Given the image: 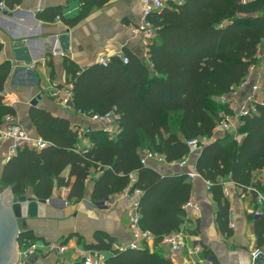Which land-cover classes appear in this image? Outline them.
Listing matches in <instances>:
<instances>
[{"label": "trees", "instance_id": "obj_1", "mask_svg": "<svg viewBox=\"0 0 264 264\" xmlns=\"http://www.w3.org/2000/svg\"><path fill=\"white\" fill-rule=\"evenodd\" d=\"M79 1L81 14L75 20H64L68 25L111 0ZM20 4L21 0H5L11 10ZM61 12L60 8L47 9L37 19L54 22L57 17L62 19ZM152 22L156 35L148 46V59L125 49L127 63L120 56L87 69L70 59L63 62L66 85L73 88L77 110L87 115L114 111L119 116L114 138L103 132L90 133L93 148L86 151L81 148L79 132L67 118L30 108V122L48 145L41 152L21 150L9 159L0 175L1 189H11L14 196L32 191L35 198L47 201L56 187L67 188L69 200L82 201L91 171L100 173L93 180V203L128 188L132 193L140 191V227L155 237L156 247L166 236L180 232L187 222L183 206L191 199L193 184L184 173L163 174L142 165V150L158 152L168 164H174L188 157L189 141L207 139L210 141L195 157V170L210 183L209 192L218 205L216 223L221 233L230 237L234 232L229 228L230 202L224 194V182L251 190L255 200L258 193L264 196V188L253 182V173L264 171V102L256 104V115L240 120L243 138L237 141L231 134L220 133L219 139L214 135L221 114L228 112L218 99L231 94L246 80L250 69L261 63L257 55L264 42V0H183L155 14ZM2 51L0 43V56ZM11 73L12 65L0 61V125L6 116L18 114L4 103L3 92ZM170 117L177 123L168 122ZM68 168L70 173L65 177ZM257 209L261 215L253 219L262 246L264 204ZM35 241L34 234L25 230L18 243L23 247ZM116 242L101 234L87 249L107 253ZM201 258L216 263L208 249ZM105 261L173 264L159 250L148 249H117Z\"/></svg>", "mask_w": 264, "mask_h": 264}, {"label": "crops", "instance_id": "obj_2", "mask_svg": "<svg viewBox=\"0 0 264 264\" xmlns=\"http://www.w3.org/2000/svg\"><path fill=\"white\" fill-rule=\"evenodd\" d=\"M164 1L166 6L179 3V0ZM59 8L62 9V19L57 18L61 21L57 18L54 22L37 19L39 13ZM6 9L8 12L0 22V43L3 45L0 61L12 65V73L3 94L4 103L14 107L18 113L15 117L16 122L34 135H38L30 122L29 112L30 103L41 96L38 108L46 109L55 116L67 118L80 134L82 149L88 151L93 148V134L103 132L114 138L118 133L117 124L88 123L73 112L65 111L59 103L50 99L48 90L53 81L60 84L68 82L63 65L65 58L75 61L82 69L101 64L102 58L111 60L113 57L122 56L125 49L148 59L149 45L143 37L135 36L131 32L141 19V0H111L101 8L94 7L85 18L73 25H68L64 20L72 21L80 16L82 5L79 0H21L20 6L12 10L7 7ZM17 41L27 42L32 60L37 65L27 67L15 61L13 43ZM261 48L264 52V42ZM259 62L263 63L262 60ZM260 64L254 70L255 73H250L248 79L251 83H255L264 71V66ZM239 90L240 88H235L227 98L230 101L239 98L242 100L245 92L240 94ZM221 99H218L219 104ZM145 150L148 149H143L142 152L145 153ZM7 154L8 145L0 147V175L3 166L9 160ZM195 161L196 158L192 160L191 167L195 166ZM150 167L163 174L180 172L160 162H154ZM69 173L68 168L63 176L68 177ZM133 175L135 178L136 175ZM99 176L100 173L91 171L86 182V195L82 201L69 200L67 188L56 187L53 196L46 203L35 198L32 191L28 192L26 196L35 199V202L32 201L35 204L31 205L32 203L28 202L23 205V216L19 224L21 228L24 223L27 224L26 230L36 237L34 243L39 246V250L24 260L23 264L81 263V255L93 251L87 247L95 243L96 237L101 234H107L117 240L110 252L101 253L105 259L114 254L119 244L133 241L128 229L127 214L132 204L139 202L142 193L135 195L128 188L113 195L114 207L110 211H103L96 208L92 199L93 180ZM253 182L264 188V171L254 172ZM191 183L193 192L190 200L195 201L200 210L188 217L187 222L181 227L180 232L188 243L187 248L171 255L169 248L161 249L155 247L151 241H141L140 249H148L150 252L159 250L173 264H209L201 258L204 249L212 252L215 264H253L252 254L257 250L264 254V244L259 246L256 236L253 218L258 205L252 191L239 189L230 181L224 182V194L230 202L229 228L234 232L232 236L227 237L221 233L216 223L218 205L206 190L204 182L196 180ZM4 191L1 189V192ZM51 246L57 249L51 250ZM197 246L201 251L191 254ZM22 249L23 247L18 244V256ZM258 264H264V260Z\"/></svg>", "mask_w": 264, "mask_h": 264}, {"label": "built area", "instance_id": "obj_3", "mask_svg": "<svg viewBox=\"0 0 264 264\" xmlns=\"http://www.w3.org/2000/svg\"><path fill=\"white\" fill-rule=\"evenodd\" d=\"M183 0H179L178 4H181ZM142 12L141 19L137 26L133 27L131 32L135 36L143 37V39L149 45L152 42V39L156 35V28L152 22V17L160 13L166 6L164 0H141ZM58 21H61L60 18H57ZM123 62L127 63V59L122 56ZM257 60H264V52L260 47V50L257 55ZM110 62V59L102 58L100 60L101 64H107ZM257 65H254L250 69V73H255ZM250 73L246 80L238 87L241 92H245L242 100L241 98L230 101L227 97H222L221 104L228 107V112H223L221 114L220 120L218 121L215 129L214 135L216 138H220V133L231 134L235 137V140L240 141L243 138V135L239 134V122L242 119L247 117H252L257 114L256 104L259 103L258 94L264 87V71L261 72L259 79L255 83H251L248 79ZM73 88L71 85L60 84L57 81H53L50 84L48 90V95L51 99L59 103L62 108L67 112H73L78 117L82 118L88 123H105L107 125H115L119 120V116L114 112L110 111L104 115L100 114H84L80 110H77L74 106L73 98ZM210 140L207 139H193L188 142L189 155L187 158L176 162L174 164H168L164 155L153 152L146 151L141 157V164L144 166H151L154 162H160L167 165L170 168H174L186 174L187 179L190 182H195L196 180H202L201 177L196 173L195 166L191 167L192 160L200 154L201 149L206 145ZM8 145V158L11 159L18 155L21 150L29 149L32 151L41 152L44 150L48 143L39 135H34L31 131L25 128L23 125L16 122L15 117L6 116L0 125V147ZM192 168V169H191ZM206 190H210V183L205 182ZM140 191H135V195H140ZM256 204L261 206L264 204V196L260 193L257 194ZM114 197L113 195H108L104 199L94 202L93 204L96 208H99L103 211H110L114 207ZM187 218L191 217L195 212L200 210V206L193 200H190L183 206ZM261 215L259 209H256L254 216L258 217ZM128 218V229L130 230L133 241L127 244H119L118 249L124 251L127 249H140L139 243L141 241H151L154 243L155 237L149 233L145 232L140 227L141 215L138 210V202H134L130 207V210L127 214ZM233 227V226H232ZM188 243L185 240L184 235L181 232L173 233L166 236L159 244L158 248L167 249L169 248L170 254H176L180 251H183L187 248ZM57 249L55 246H51V250ZM39 250V246L36 243L25 244L23 249L20 252L19 260L16 264H23V261L28 259L32 253H35ZM62 251V249H61ZM201 251V248L197 246L191 254ZM263 254L260 250L255 251L252 254L253 260L258 256ZM106 259L101 255V253L92 251L85 252L81 255V264H106ZM209 264H212L211 260H208Z\"/></svg>", "mask_w": 264, "mask_h": 264}, {"label": "water", "instance_id": "obj_4", "mask_svg": "<svg viewBox=\"0 0 264 264\" xmlns=\"http://www.w3.org/2000/svg\"><path fill=\"white\" fill-rule=\"evenodd\" d=\"M5 0H0V22L6 16L8 10L5 7ZM46 45V43H43ZM15 61L19 65L33 67L37 63L32 60L31 53L27 47V42L17 41L13 43ZM41 96L37 97L30 103V108H38L40 105ZM1 178V176H0ZM35 202V199L27 196H14L11 189L1 192L0 189V264L5 261L8 264H16L19 260L18 240L20 235L26 230L27 224H23L21 228L18 223L22 219L23 205L26 203ZM46 203V201H42ZM35 203H32L33 205ZM264 260V254H261L254 259L253 264H258ZM4 261V262H3Z\"/></svg>", "mask_w": 264, "mask_h": 264}, {"label": "rangeland", "instance_id": "obj_5", "mask_svg": "<svg viewBox=\"0 0 264 264\" xmlns=\"http://www.w3.org/2000/svg\"><path fill=\"white\" fill-rule=\"evenodd\" d=\"M257 67H258V65H257ZM239 92L241 94V90H239ZM258 99H259V103H263L264 102V87L262 88V90L258 94ZM164 120H166V119H164ZM168 122H170L171 124H176L177 123V120H176L175 117H170L168 119ZM145 151H150V150H145ZM20 222H21V220L18 221V223H20Z\"/></svg>", "mask_w": 264, "mask_h": 264}, {"label": "flooded vegetation", "instance_id": "obj_6", "mask_svg": "<svg viewBox=\"0 0 264 264\" xmlns=\"http://www.w3.org/2000/svg\"><path fill=\"white\" fill-rule=\"evenodd\" d=\"M19 244V243H18ZM4 262V261H3ZM4 264H8L6 261H5V263Z\"/></svg>", "mask_w": 264, "mask_h": 264}]
</instances>
